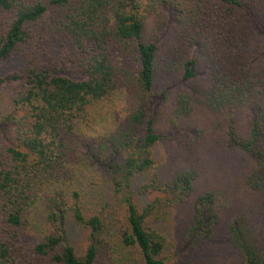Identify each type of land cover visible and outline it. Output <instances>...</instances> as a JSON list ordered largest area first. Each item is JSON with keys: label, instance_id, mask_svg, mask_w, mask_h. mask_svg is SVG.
Listing matches in <instances>:
<instances>
[{"label": "trees", "instance_id": "1", "mask_svg": "<svg viewBox=\"0 0 264 264\" xmlns=\"http://www.w3.org/2000/svg\"><path fill=\"white\" fill-rule=\"evenodd\" d=\"M258 34L264 0H0V94L1 65L18 63L0 114V264H173L157 225L193 192L199 167L189 161L166 179L155 151L160 126L177 129L199 110L214 119L193 128L183 149L222 136L250 157L256 211L239 212L227 240L240 264H264ZM237 110L247 113L244 137L227 116ZM94 174L113 205L88 195ZM230 208L222 185L195 199L183 262L198 264ZM67 217L86 232L81 251L67 241Z\"/></svg>", "mask_w": 264, "mask_h": 264}, {"label": "rangeland", "instance_id": "2", "mask_svg": "<svg viewBox=\"0 0 264 264\" xmlns=\"http://www.w3.org/2000/svg\"><path fill=\"white\" fill-rule=\"evenodd\" d=\"M257 40H264L262 35H257ZM18 63L14 60L1 65L2 76L7 83L0 94V114L5 112L9 106L11 95V83L9 77L17 70ZM202 76H205L202 74ZM163 83H159L156 89L157 94L165 89ZM227 116L233 119L235 128L240 136L248 134V118L245 110L231 111ZM214 119L203 110H199L195 115L187 120L180 121L177 129L160 126L159 132L162 137L161 142L156 147L155 156L163 169L164 178L171 177L181 167L187 165L189 161H195L199 167V176L194 183V190L184 202L174 205L168 212L166 219L157 228L168 238L170 245L167 256L173 264H186L183 258L178 255L183 252L185 244L184 233L189 225L193 213L195 199L205 190L212 186L222 185L227 188L231 208L225 213L215 227L214 235L205 246L198 257V264H240L237 252L228 243V226L234 221L239 212L252 215L256 211V200L253 193L249 192L245 185V176L252 163L250 157L241 150L233 147L227 142V137H222L219 143L207 138L190 152L183 149L184 137L191 135V130L196 127L208 126ZM108 123H101L97 126L96 134L102 133ZM7 139L6 133L0 137V143ZM188 156V157H187ZM93 177V178H92ZM85 180L91 183L96 182L97 186H87L88 195L100 194L107 204L113 205L115 199L112 191L105 185L104 181L97 175H92ZM111 191V192H110ZM139 205H144L150 197H137ZM39 209L37 217L40 218ZM37 218V219H38ZM67 241L78 251L84 248L85 230L75 226L71 220L66 218ZM35 234L30 233L26 237L27 242L33 244Z\"/></svg>", "mask_w": 264, "mask_h": 264}]
</instances>
